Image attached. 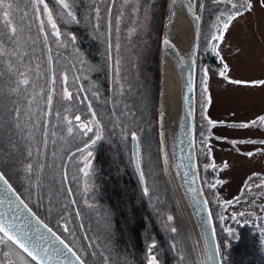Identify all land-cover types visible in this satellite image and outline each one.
I'll use <instances>...</instances> for the list:
<instances>
[{
	"label": "rangeland",
	"instance_id": "rangeland-1",
	"mask_svg": "<svg viewBox=\"0 0 264 264\" xmlns=\"http://www.w3.org/2000/svg\"><path fill=\"white\" fill-rule=\"evenodd\" d=\"M32 1L34 2V8L33 2L30 1L31 7L35 14L40 12L42 18L49 17V14H51V19L53 20L52 23L55 24V27L48 24V29L41 31L48 43L45 41L41 33L42 40L46 44V47L50 49L51 53V57L50 53L47 54V56L51 58L49 61L50 66L47 72L49 96L58 98V100H60V105L62 101H67L69 102V106H71V112L67 116V130L64 131L65 135H63V138L65 136V143H69L73 148L72 150L74 151L73 155L75 163L72 165L71 179H68V173H66V170L64 171L65 176L63 184H65V190L57 191L55 187L58 188L59 184L53 183L52 185L50 180H48V183L46 182L47 179L44 181L41 180L40 176L43 175V167H36L33 164H31L32 168L31 171H29L30 175H33V181L30 184H33L34 191L42 200V204H40V207L37 210L40 217L47 221L49 224L47 222L46 223L51 226L48 217L45 215V208L47 207L46 204L48 203L51 205L52 212L55 214L54 225H59L64 229L61 230L57 227L54 228L53 226H51V228L55 232H58L60 236L63 237L69 244L70 242L68 239L69 237H72L75 241L72 242L81 250V252L79 249L77 251L74 247V251L83 254L82 248L76 242L79 237L76 236L75 230L72 229L77 226L81 229L83 227V222L79 212V205L77 207V204L75 203V197L74 194H72L71 186L73 187L74 183L75 188L84 193L86 188V181L84 179L90 178L91 181H94L93 171H90L89 175L82 174L81 170L83 160L82 157L77 155L76 145L80 140L79 131L83 132L84 136L82 137L83 139L79 145L84 146L83 151H86L87 153L90 152L92 154V152H94L93 145L91 144L92 140L95 139L96 134L99 133L100 126L98 121L96 119H92L90 115L96 113L97 108L99 109V106L102 105L100 102V92L103 90V87L102 85L100 86L99 92H92L91 95L88 94L83 80L80 79L79 76L75 75L71 67L69 68L63 61L57 60L55 57L54 51L68 44L66 41L68 37L64 35L65 30L62 25H65L68 21L67 19L70 18V15L68 14L69 12L71 15H77L76 7H74V0H63V2L67 3L69 6L67 9L63 8L61 0ZM97 1L99 2L98 6L101 8L102 15L105 18V27H103L102 21H100L99 24L93 27L89 26V31H91V36L98 43L97 47L100 50V53L102 49L106 50L108 55L106 67L108 79L110 81L113 77V70L115 66L117 69L121 66L120 62L116 65L114 59L119 58L121 62H123V56L121 55L122 51L128 55L129 53L126 49L133 51L134 47L137 46L140 41L144 40H152L154 43L156 42L157 47L160 50L159 46L162 39L161 32L163 28L162 23L164 19L165 0H163L164 6L158 15V7H161L158 3L162 2V0H109L108 6H105L107 1L94 0V2ZM200 1L201 0H195L197 8L201 3ZM257 1L259 2V0H254L253 2L251 14L241 19L239 22H234L232 25L229 23L230 26L223 36V39L216 41V51L219 52V56H222V60L228 67V76L232 78L231 81L233 84L228 83L225 79L223 80V78H221L220 81L215 75L218 73V76L220 77L223 72L218 71L219 67H215L210 64V66H208V70H211L210 67H212L215 72L211 71V82H209L210 84L208 87L211 103L208 104L205 102L206 99L204 100L205 90L202 88L206 83L203 79H201L200 85L197 84V78L195 77L196 90L194 96V122L195 126L198 124L197 120L201 122L202 125L198 128L194 126L196 165L204 197L208 200L214 220L216 221V227L219 230L221 255H223L224 251L228 253L225 250V247L232 244L230 240H238L241 231L240 227L245 230L244 236L247 240L252 235L253 237L256 236V242L254 244L255 253L257 256L264 255V122L261 120V118H264V114L261 115V113L264 112V8L263 6L260 7V4ZM113 2H115L113 7L115 11H112L111 7ZM203 2L208 3L209 0H203ZM48 3H51L53 7L48 5ZM45 5H47L46 8ZM207 9L208 7L205 9L202 7L200 12L201 28L197 53V57H200L199 60L203 58V54H200V51L204 48V45L210 48V45L207 44V37L211 35L212 31L215 32L218 29H222L223 26V22H218L219 12H217V10L210 9V11H207ZM90 10V8L86 9L88 14L86 18L88 25H91L92 23L89 14ZM108 13L109 19L106 18ZM226 15L227 13L225 16ZM106 19L108 21L107 25ZM28 20L29 19L0 22V37L5 35V30H12L17 23H22V25L26 27L29 22ZM158 21L159 23L157 24ZM47 30L49 31L48 38L46 33ZM133 32L135 33L133 34ZM128 34H133L131 40H128L129 38L126 37ZM136 35H140V38L136 39ZM113 38L115 39L114 44ZM212 38H210V41L215 42ZM73 42L74 41L71 39L72 45L70 49L72 52L75 47ZM146 43L148 44L150 42L147 41ZM121 46L122 51H120ZM82 53L77 51V60L79 62L86 59ZM151 55L152 52L150 50V52L142 58L145 75L151 74L149 65V58ZM62 59H65V57L62 56ZM199 60L196 61L195 65L196 76L198 71L200 72L198 68ZM157 62L158 59L156 61V69ZM123 65L124 64H122V66ZM86 67L88 68L89 66L86 65ZM201 72L207 73V68L202 67ZM223 77H227V75L223 73ZM108 79L103 76L101 82L104 84V82ZM113 80L114 79L110 81L111 88L109 89V95H111L112 92ZM92 83L91 91L95 89L94 87L96 85V83ZM80 85L84 89L82 93H80ZM157 89L158 80L155 83L156 92ZM116 94L117 93H115L114 90L113 95L114 102L116 103L115 105H118L119 109H122V102L125 101L124 98L127 93L120 92L118 94L123 96L120 99V105L117 102L119 99H115ZM10 99L11 97H6L5 99L0 97V119H2V115L3 117H17L19 112L17 104L20 102V99L17 98L13 101ZM126 99L128 100L127 97ZM158 99L157 92L153 112L154 115L150 120V124H148L149 134L145 133V129L142 131L135 130V132H137L135 135L138 137L137 156L139 157V167L141 168L143 180L142 183L137 177L142 189L140 192H142L145 199L148 200L147 202H149L148 206L150 207L151 212L158 210L160 212L164 210L163 216L161 215L160 218L162 227L161 235H164V240L166 242L170 239L169 242L175 250L174 253L177 252L181 259L187 258V254L190 258L182 260L180 264H201V254L199 253V249L197 247L198 244L195 232L192 228V223L187 218L186 209H184V203L181 195L179 194V190L176 187L173 174H171L167 164L165 163L164 151L161 145V138L159 136L160 125L158 115ZM148 102L151 103L152 101L149 99ZM135 103L139 108V120L145 122L146 118L142 119L140 115L143 108L140 107V103L137 101ZM151 104H153V102ZM75 107H79V109L83 108L84 112L81 116L76 115L80 117V120H76V116H74L73 121L72 110H75ZM209 107L210 113L207 114L205 109ZM54 110L61 112L60 108H54ZM215 115L221 116V118H219L220 120L226 119L236 123L240 122V124H225L223 126L225 128L223 131H225L227 136L232 138L231 140L236 138V136L240 137V135H243V138L247 136L246 140L250 143L249 147H244L245 151L250 152L247 157H244L241 152L235 150L234 147H236V145L239 146V144L235 143V141L233 142L228 140L222 142L223 144L218 145V143L221 142L215 141L213 136L215 133H223L222 131L214 128L213 130H210L211 134L209 135L208 130L212 125L209 124V121L213 120ZM86 118H90L87 124L83 121ZM243 120L245 123H243ZM245 124H247L248 127H243V132H240L242 125ZM55 125L56 123H54V126ZM26 128L30 132L28 135L32 138V135L35 132L33 131L34 124H29ZM69 128L72 129L71 133L68 132ZM88 128H91L92 131H87ZM131 139H129L130 148ZM32 140L35 141L36 139L32 138ZM235 140L240 139L236 138ZM221 146H225V149ZM31 148L32 145L30 146L28 142L23 139L19 129H0V153L3 154L5 160L10 164V171L17 173L20 172V170L22 171L24 169H28V165L31 162L26 163V161L30 155L29 152ZM38 158L39 156L36 157V162ZM131 159L132 158H130V162ZM222 164H225L226 167H222ZM76 174H78V176ZM256 175H262L263 178H256ZM77 179L81 184H79ZM53 180L54 178L52 177L51 182H53ZM21 186L24 189V184ZM145 189H147V193L145 192ZM66 194L71 197L72 205L75 206V214H77V219L75 217L69 220V225L71 227H67L64 224V219L68 222V218L71 214V211L67 209L68 207L64 204V196ZM97 196H99L97 192L95 195H91L90 204L86 203L88 200L87 198L84 200H82L83 198L77 199V202H79L83 209L88 205L89 208L87 209L89 210L91 206L96 204V199L94 198ZM85 203L87 204L86 206L84 205ZM63 208L65 209L64 212H62ZM85 210L86 209L83 211ZM59 214L60 216H58ZM168 217H172V219L169 220ZM88 221L89 225H91L92 222H90L89 219ZM159 228L160 225L157 229L159 230ZM157 229H155L154 232H156ZM172 229H175V231H172ZM73 234H75V236ZM154 246H156V243L151 244L150 247L154 248ZM5 248V245L0 244V261H2L3 264H33L16 248V250L13 248L7 249L14 251L19 260L13 259L12 255H5ZM178 251H180V253ZM192 251L196 253V260L194 252ZM86 252L89 257L87 260L90 262H87L86 259L82 257L86 264H106V261L104 262L103 259L95 257L93 252L90 251L89 254L87 250ZM149 254H152L155 257L156 264H164L163 260L168 259L167 256H169L173 264H179V260H175L171 257V254L167 250H165V252L162 251L161 255L164 254L162 257L163 259L160 258L156 250L154 251L151 248H148L147 255ZM136 259H138L139 262L138 256ZM170 260L168 259V264H170ZM116 263L117 262H114V264Z\"/></svg>",
	"mask_w": 264,
	"mask_h": 264
},
{
	"label": "trees",
	"instance_id": "trees-1",
	"mask_svg": "<svg viewBox=\"0 0 264 264\" xmlns=\"http://www.w3.org/2000/svg\"><path fill=\"white\" fill-rule=\"evenodd\" d=\"M30 1L33 2L32 0H0V22L29 19L26 27L22 23H17L14 26L15 32L5 30V35L0 37V53H2L0 54V97L4 99L11 97L10 100L12 101L17 98L20 99V102L17 104L19 111L17 115L18 119L17 117H3L2 115L0 129H19L23 139L30 146L32 145L26 163L31 162L30 164L36 167L42 166L43 175L40 173L42 175L40 176L41 180L44 181L47 179V183L50 180L52 185L53 183L59 184V187H55V189L62 191L66 189L65 184H63L64 171L66 170V173H68V179H71L72 165L75 163V158L72 154L73 148L69 143H65V136L63 138V135H65L64 131L67 130V116L71 112V106H69V102L67 101H62L60 105L58 98L49 96L47 72L50 66L51 53L41 37V33L43 35L41 31L48 29V23L45 18H42L40 12L35 14ZM102 1H107L105 6H108L109 0ZM98 4L99 2H94V0H74L77 15H70L67 23L62 25L65 30L64 35L68 37L66 39L68 44L54 51L56 59L63 61L69 68L71 67L75 75L83 80L88 94L91 95L92 92H99L100 86L102 85L103 87V90L100 92V102L102 105L99 106V109L97 108L96 113L90 115L92 119L98 121L101 128V138L93 144L94 152L91 155L83 151L84 146L79 145L84 136L83 132L79 131L80 140L76 145L77 155L82 157L83 160L82 174L89 175L90 171H93L94 177V181H91L90 178H83L86 181L84 193L76 189L74 183L73 187L71 186V191L74 194L77 207L79 205V212L83 222L81 229L78 226L72 228L75 230L76 236L79 237L76 242L83 250V254L78 253L87 262H89L87 260L89 257L86 250L88 254L91 251L95 257L103 259L104 262L106 261V264H114V262H117V264H146L148 257H153L152 254L147 255L148 248H151L158 252L160 258L164 255H161L162 251L165 252L167 250L171 254V257L179 260L178 262L180 264L182 260L190 258L187 254V258L181 259L177 252L174 253L175 250L170 245V239L167 242L164 240V235H161L162 227L160 220L164 210L160 212L159 210L150 211L148 200L140 192L142 189L133 168L132 159L130 162L129 158L131 153L129 150L131 149L129 147L130 136L133 133L137 134L135 130L142 131L143 129H145V133L149 134L148 124H150V120L154 115L155 98L158 92L155 91L158 47L156 42L147 40L150 42L147 44V41L144 40L140 41L134 47L133 51L126 49L129 53L126 55V53H123L121 46L120 51H122L123 62L119 58H115L114 61L116 65L119 62L121 66L122 64L124 65L122 67L120 66L121 68L119 67V69L115 66L113 77L111 78V80L114 79L112 92L109 95L111 80L109 81L108 79L106 67L108 55L104 49L100 53L97 47L98 43L91 36V31H89V26L93 27L99 24L100 21H102L103 27H105V18ZM158 4L161 7H158L157 15L164 6L163 0ZM5 5L10 7H5ZM48 5L53 7L51 3H48ZM87 7L91 9L89 13L92 22L91 25L87 24ZM112 11H115V9L112 8ZM108 15L109 13L106 16L107 19H109ZM107 19L106 25L108 24ZM46 33L48 38L49 31L47 30ZM133 34L126 35L129 38L128 40H131ZM43 37L45 39L44 35ZM139 38L140 35H136V39ZM71 39L75 44L73 52L70 49L72 45ZM114 41L115 39L113 40V44ZM150 50L152 52L149 58L151 74L145 75L142 58ZM77 51L79 53L83 52V56L86 57L84 61L79 62L77 60ZM49 53L50 57L47 56ZM62 56L65 59H62ZM86 65L89 67L87 68ZM116 72L117 74L115 75ZM20 73H24V76L22 77ZM103 76L108 79L104 84L101 82ZM23 78L29 79L28 85L19 84V81ZM92 82L96 83V85L94 87L95 89L91 91ZM80 87V93H82L84 89L81 85ZM114 90L117 93L115 99H119V101L117 100L119 105L120 99L123 96L118 94L120 92L127 93L124 98L125 101L122 102V109H119L118 105H115ZM149 99L153 104H151L152 102H148ZM136 101L143 108L140 115L142 119L146 118L147 121L145 120V122L139 120V108L135 103ZM54 108H60L61 112L55 111ZM83 112V108L79 109V107H75V110H72L73 121L74 116H81ZM89 120L90 118H86L83 121L87 124ZM54 123H56L55 126ZM29 124H34L33 131L35 132L32 138L36 139V142L28 135L30 132L26 127ZM37 156L39 158L36 162L35 159ZM9 167L10 164L5 160L3 154L0 153V170L5 173L9 182L14 185L19 195H22L28 206H31L40 217L37 210L40 204H42V200L34 191L33 184H30L33 181V175H30L28 169L14 173L9 170ZM76 175L78 176V174ZM52 177L54 178L53 182H51ZM255 177L263 178L260 175H256ZM21 183L24 184V189ZM79 184L81 183L79 182ZM96 192L99 194V196L94 198L96 199V204L88 210L87 208L89 207L86 203H91V195H95ZM81 198H83L82 200L85 198L88 199L84 204L85 206L87 205L84 208L86 209L85 211H83V207L77 202V199ZM64 199L65 206L71 211L68 222L64 219V224L67 227H71L69 220L75 217L77 219V214H75V206L72 205L71 197L66 194ZM46 206L45 215L48 217L50 225L54 228L64 229L59 225H54L55 214L52 212L51 205L47 203ZM64 210L63 208L62 212ZM212 218L214 219L213 213ZM88 219L92 222L91 225H89ZM159 225L161 228H159L160 232L157 229ZM214 226L216 227L215 220ZM155 229H157L156 232H154ZM240 229V237H238V240H230L232 244L225 247L228 253L223 252L221 258L223 264H264V255L257 256L255 253L254 244L256 242V236L253 237L252 235L247 240L244 236L245 230L242 227ZM216 234L221 253V243L217 227ZM73 235L75 236V234ZM68 241L71 244L70 246L75 247L77 251L79 249L81 252L80 248L72 242L74 241L72 237H69ZM153 243H156L154 248L150 247ZM178 252L180 253V251ZM137 256L139 262L136 259ZM167 257L170 260L169 256ZM194 257L196 260L195 252ZM168 259L163 260L164 264H168ZM170 261V264H173L172 260Z\"/></svg>",
	"mask_w": 264,
	"mask_h": 264
},
{
	"label": "water",
	"instance_id": "water-1",
	"mask_svg": "<svg viewBox=\"0 0 264 264\" xmlns=\"http://www.w3.org/2000/svg\"><path fill=\"white\" fill-rule=\"evenodd\" d=\"M198 8L196 3L193 0H190L189 12L194 16V30H193V49L191 51V56H188L189 53L183 54V51H180L176 47L174 38L168 36L169 28V19H171V12L174 10L175 0H165L164 7V19L162 23V32H161V44L159 46L160 50L158 51V62H157V80H158V98L161 99L162 88H163V72L165 65V55L169 52L170 61L172 63L182 62L181 66V89L183 90V107L182 112L179 117L180 123V135L177 138L173 136V132L169 130L168 134L170 135V145H175L174 149L177 152L176 154L171 155V166H173L174 171V180L176 187L179 190L181 195L184 209L188 211L189 218L192 223V228L195 232L196 240L199 244V252H201V261L203 264H222L220 258V251L218 250V244L216 240V229L214 227V219H212L211 208L209 207L208 200L204 197L203 189L200 184V177L198 176V170L196 165V154H195V144H194V105H195V83H196V61L198 53V42H199V33H200V20H201V7L203 0L200 1ZM228 1L227 3H231ZM197 8V9H196ZM48 23L53 25L52 19L49 20V17H46ZM168 41L167 44L164 42ZM158 99V100H159ZM172 147V146H171ZM138 146H136V139H131V157L133 160V166L136 169L137 176L143 183L141 179V168L139 167V157ZM1 171V170H0ZM4 185L0 182V200H6L7 196H11L12 193L7 194L3 191ZM12 190L15 192V197H18V200H15L12 208H9L7 203H0V212L4 213L7 218L12 219L16 218V222L22 225L29 235L34 236L37 243H42L45 247H54L59 249H64L66 255L72 257V264H77L76 257L79 255L76 254L74 249L69 246L65 240L60 237V235L55 232L50 226L47 225L37 214L32 211L30 206L24 201L22 196L18 195L17 191L12 185ZM22 202V203H21ZM16 204H19V207H16ZM26 205V207H25ZM51 229V232L48 231ZM41 233L47 239L41 238ZM53 233L55 235H53ZM63 241V243H61ZM65 245L68 248H65ZM18 249V247H16ZM71 249V252L68 249ZM20 250L25 254L29 260L34 264H37L36 261H33L27 253ZM210 250L216 251V259L209 260ZM75 253L76 255H72ZM80 258V257H79ZM64 257L57 256L53 259H50L48 264H63ZM80 261L85 264L82 258ZM150 264V260L147 262Z\"/></svg>",
	"mask_w": 264,
	"mask_h": 264
},
{
	"label": "bare ground",
	"instance_id": "bare-ground-1",
	"mask_svg": "<svg viewBox=\"0 0 264 264\" xmlns=\"http://www.w3.org/2000/svg\"><path fill=\"white\" fill-rule=\"evenodd\" d=\"M189 2L190 0H175L174 10L173 12H171V17H170L171 19H169V28H168V36H172L174 38L176 47H178L180 51L184 50L183 51L184 55L185 53H189L188 56L186 57L191 56V51L193 49V38H194L193 30L195 25L194 16L189 12V6H190ZM164 58H165V65L162 76L164 85L161 90L162 91L161 99L158 100V104H159L158 115H159V125H160L159 136L161 138V145L164 151L165 163L167 164V167L169 168L171 174H173L174 177L173 166H171L170 159L172 154L173 155L176 154L177 148L175 150L174 149L175 145L174 146L170 145L171 134H168V132L169 130L172 131L174 134L173 136H175L176 138L177 136L179 137L180 135L179 117L183 107V101H182L183 90L181 89L182 81L180 79L182 62L179 61L178 63H172L170 61L171 58L169 52L166 53ZM100 133H101V128L99 134ZM135 137H136V146H137L138 137L136 135ZM97 140L98 139H96L95 142ZM93 144L94 143H92L91 145ZM132 165H133V160H132ZM134 170L136 172L135 168ZM136 176H137V172H136ZM141 179H142V172H141ZM186 213L188 220L191 222L187 210ZM216 240L218 244V250L220 251L217 234H216ZM197 247L199 249V244L197 245ZM199 253L201 254V252ZM220 258H222L221 253H220ZM201 264H203L202 261Z\"/></svg>",
	"mask_w": 264,
	"mask_h": 264
},
{
	"label": "snow or ice",
	"instance_id": "snow-or-ice-1",
	"mask_svg": "<svg viewBox=\"0 0 264 264\" xmlns=\"http://www.w3.org/2000/svg\"><path fill=\"white\" fill-rule=\"evenodd\" d=\"M61 3L63 5V8L67 9L69 6L67 3H64L63 0H61ZM233 8L236 9L237 14L239 13V7H237V5L235 3H233ZM251 4L250 3H245L242 5V7L244 8H251ZM5 7H10L8 5H5ZM47 7V5H45V8ZM69 15H71V13H68ZM234 16H230L229 19H234ZM49 20H51V14H49ZM53 27H55V24H53ZM229 27V23L228 22H224L223 23V28L222 29H218V32H220L221 34L219 35H215L212 39L214 41H219L223 39V35L222 32L226 31ZM13 32H15V29H12ZM165 44L168 43V41L164 42ZM216 45L214 43L213 48L215 49ZM2 54V53H0ZM225 68H227V66L225 65ZM20 75L23 77L24 73H20ZM223 75V73H222ZM239 83V82H237ZM19 84H23V85H28L29 84V80L27 78H23L21 81H19ZM18 119V116H17ZM76 120H80L79 116L75 117ZM262 122H264V118H261ZM212 121H209V124H212ZM242 127H248L247 124L242 125ZM87 131H92L91 128H88ZM68 132L71 133L72 129L69 128ZM100 134L97 133L95 136V139L92 140V143H95L96 139H100ZM133 140L136 139L135 134H133L132 136ZM88 155H91V153L89 152ZM31 164L28 165V170L31 171ZM0 182H2V184L4 185V193L7 194L9 192L12 193L11 196H7L6 200H0V203H7L9 208L13 207V204L15 203V200H18V197H15V192L12 190V185L9 183V180L6 178L5 173L0 171ZM145 192L147 193V189H145ZM15 197V200L13 199ZM22 203V202H21ZM19 204H16V207H19ZM26 207V205H25ZM169 220L172 219V217H168ZM67 230V229H65ZM49 232H51V229H48ZM172 231H175V229H172ZM53 235H55L53 233ZM41 238L42 239H47L43 236V233H41ZM61 243H63V241H61ZM0 244H3L6 246L7 248H16L18 247V249H22L23 252L27 253V255L29 257H31V259L33 261H36L37 264H48L50 259H53L57 256H63L64 260H63V264H72V257L66 255V253L64 252V249H59V248H54V247H45L44 244L42 243H37L35 240L34 236L29 235V233L25 230V228L18 224L16 222V218L13 217L12 219L7 218V216L0 212ZM65 248H68L67 245H65ZM69 252H71V249H68ZM5 255H9V253L7 251H5ZM72 255H76L75 253H72ZM216 251L214 250H210V255H209V260H215L216 259ZM77 264H83L82 261H80V258L77 256ZM0 264H3L2 261H0ZM150 264H156V259L153 256L150 260Z\"/></svg>",
	"mask_w": 264,
	"mask_h": 264
},
{
	"label": "flooded vegetation",
	"instance_id": "flooded-vegetation-1",
	"mask_svg": "<svg viewBox=\"0 0 264 264\" xmlns=\"http://www.w3.org/2000/svg\"><path fill=\"white\" fill-rule=\"evenodd\" d=\"M228 1H232V2L228 4L227 3ZM246 2L250 3L253 6L254 0H220V1H218V0H209L208 3H202V7H203V9L208 7L207 11L217 10V12H219L218 22L219 23L228 22V23H230L232 25L234 22H239L241 19H243V18L247 17L249 14H251L252 6H251V8L242 7V5L245 4ZM233 3H235L237 5V7H239V13L238 14L236 12V9L233 8V6H232ZM258 3L260 4V7L263 6V8H264V0H259ZM114 4H115V2H113L111 4L112 8L114 7ZM226 13H227V15L225 16ZM230 16H234L235 18L234 19H229ZM222 28H223V26H222ZM227 30L222 32L223 36L227 32ZM219 34H220V32H218V30L215 31V32L212 31L211 35H209L207 37V40H208L207 44L210 45V48H208V46L204 45V48L200 51V54L201 53L203 54L202 55L203 58L201 60H199L200 57L198 58V60H199L198 68H199L200 72L198 71V74L196 76L197 84L200 85L201 79H203L205 81L206 84H204L202 88L205 90L204 100L206 99L205 102L208 103V104L211 103L210 92H209V88H208L209 84H210L209 82H211L210 81L211 80V71L215 72V71H213L212 67H210L211 70H208V68H209L208 66H210V64H212L215 67H219V69L218 68H216V69H218L219 72H223L225 75H227V77H223V75L222 74L220 75V73H219V75H220V77H219L218 73H217V75H215V76L220 81H221V78H223V80L225 79L228 83L233 84L232 81H231L232 78L228 76V70H227L228 67L225 68V62L222 60V56H219V52L216 51L217 42L216 41L215 42H211L210 41V38L214 37L215 35H219ZM214 43L216 45L215 49L213 48ZM197 56H198V54H197ZM210 59H211V62H210ZM202 67H206L207 68V73H204V72L202 73L201 72ZM197 89H198V87H197ZM198 91H199V89H198ZM198 96H199V94H198ZM205 111L207 112V114H209L210 113V107L205 109ZM262 114H264V112H262L261 115ZM219 118H221V116H217V115L214 116L213 120H211V121H213V123L210 126V129L208 130L209 135L211 134L210 130H213L214 128L216 130H220V131L223 132V133H215L214 136H213V139L215 141L221 142V143H218V145L219 144H223L222 142H225V141H228V140L232 139L231 137L227 136L225 131H223L225 129L223 126L225 124H227V123H230L231 125L236 123V122H232V121H229V120H226V119L220 120ZM197 122H198V124L195 127L196 128L201 127L202 126L201 122H199L198 120H197ZM243 123H245L244 120H243ZM236 124H240V122L236 123ZM241 128L242 129L240 130V132H243V127H241ZM196 131H197V129H196ZM246 137L243 138V135H240V137L236 136V138H239L240 140H235L236 138L231 140V141H233V142L235 141V143L239 144L240 147L238 145H236V147H234V148L238 152H241L244 157H247V155L250 154V152L245 151V149H244V147L246 148L247 146L248 147L250 146V143L246 140ZM221 147H223L225 149V146H221ZM72 154H74V151L72 152ZM222 167H226V165L222 164ZM260 176H262V175H260ZM13 249H15V248H13ZM5 250L7 252H9L10 256L12 255L13 259L19 260L17 255L14 253V251L8 250L6 248H5Z\"/></svg>",
	"mask_w": 264,
	"mask_h": 264
}]
</instances>
